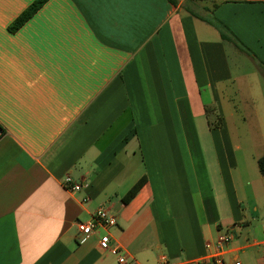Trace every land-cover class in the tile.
<instances>
[{
	"label": "crops",
	"instance_id": "obj_1",
	"mask_svg": "<svg viewBox=\"0 0 264 264\" xmlns=\"http://www.w3.org/2000/svg\"><path fill=\"white\" fill-rule=\"evenodd\" d=\"M35 1L0 0V264H120L107 234L138 264L220 234L224 264H264V0H48L10 30ZM101 207L116 224L82 239Z\"/></svg>",
	"mask_w": 264,
	"mask_h": 264
},
{
	"label": "built area",
	"instance_id": "obj_2",
	"mask_svg": "<svg viewBox=\"0 0 264 264\" xmlns=\"http://www.w3.org/2000/svg\"><path fill=\"white\" fill-rule=\"evenodd\" d=\"M3 131L0 128V137ZM62 185L72 193L80 192L84 189V184L80 182H75L70 176H66L62 181ZM88 201V197L83 199V202ZM116 224V218L112 216L106 207L99 208L92 218L88 221H79L77 223V231L82 239L88 237L92 233H95L99 229H107ZM232 236L229 234H220L214 243H208L207 248H212V252L208 256L201 258L196 264H224V255L230 249V243ZM100 247L110 252L112 255L117 257L120 264H138L134 259L127 257L123 248L117 244H112L110 236L107 234L100 241ZM264 257V250L262 252ZM234 264H241L236 261Z\"/></svg>",
	"mask_w": 264,
	"mask_h": 264
},
{
	"label": "trees",
	"instance_id": "obj_3",
	"mask_svg": "<svg viewBox=\"0 0 264 264\" xmlns=\"http://www.w3.org/2000/svg\"><path fill=\"white\" fill-rule=\"evenodd\" d=\"M48 0H36L33 2L20 16L17 17V19L9 26V29L12 31L17 30L20 28L40 7H42ZM173 5H176L178 3V0H168ZM195 15V14H194ZM197 16V15H196ZM203 20H206L203 17H200ZM209 23L215 25L218 30L220 31L223 38L231 41L240 51L246 52L247 54L253 56L251 52L247 49L246 46H244L232 33L229 32V30L221 24L210 22ZM259 66L264 68V64L259 62ZM258 165L260 168V172L264 175V154L262 157L258 160ZM146 178H141L123 197V202L128 203L130 200H132L137 193L140 191V189L144 186L146 183Z\"/></svg>",
	"mask_w": 264,
	"mask_h": 264
},
{
	"label": "rangeland",
	"instance_id": "obj_4",
	"mask_svg": "<svg viewBox=\"0 0 264 264\" xmlns=\"http://www.w3.org/2000/svg\"><path fill=\"white\" fill-rule=\"evenodd\" d=\"M261 70L264 73V69L262 68ZM251 80H252V83H253L252 90H253V96L255 98V100H254L255 108L259 109V110L261 109L260 111H262L263 98L261 96V87L257 83V79H256V77L254 75L251 76ZM240 113H241V109H240ZM238 115L239 114H236V116H238ZM234 121H237V117H235L234 119H229V123H230L229 126H231V127H233L235 129V126H237V123H234ZM241 125L243 126V124H241ZM245 126H250V123L245 124ZM233 132H234V134L232 135V137L241 138V139H244V141H248V135L236 133L235 130Z\"/></svg>",
	"mask_w": 264,
	"mask_h": 264
}]
</instances>
